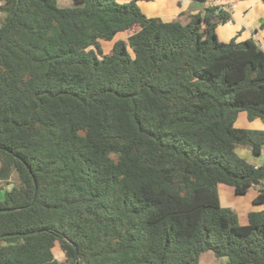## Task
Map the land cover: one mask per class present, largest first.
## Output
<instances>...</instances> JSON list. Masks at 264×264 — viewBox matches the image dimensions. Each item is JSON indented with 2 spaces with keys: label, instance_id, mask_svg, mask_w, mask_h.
Returning <instances> with one entry per match:
<instances>
[{
  "label": "trees",
  "instance_id": "1",
  "mask_svg": "<svg viewBox=\"0 0 264 264\" xmlns=\"http://www.w3.org/2000/svg\"><path fill=\"white\" fill-rule=\"evenodd\" d=\"M71 1L0 0V33L18 4L0 38V264H264V208L240 224L218 192L264 205V164L236 151L259 156L264 128L235 126L264 125V50L218 38L220 4L165 19L153 0Z\"/></svg>",
  "mask_w": 264,
  "mask_h": 264
},
{
  "label": "crops",
  "instance_id": "2",
  "mask_svg": "<svg viewBox=\"0 0 264 264\" xmlns=\"http://www.w3.org/2000/svg\"><path fill=\"white\" fill-rule=\"evenodd\" d=\"M168 2L175 3V11L171 13L168 18L164 17L165 19L173 18L184 10H198L199 8L203 9L206 5L210 4L222 5L223 8L229 11L231 19L228 22L220 24L216 27L218 38L222 41H229L232 38H235L236 41L252 39L260 48L264 50V29L260 28V24L264 22L263 0H216L210 2H195L192 0H169ZM187 7H191V9H187ZM251 124L253 126L256 123L253 122ZM258 128H264V126L262 125ZM238 148L242 147H237V149ZM246 149L249 150L248 148ZM249 152L250 155L247 157L249 158L248 160L256 165H260V163L254 162L255 158H257L258 156L253 155L250 150ZM262 153H264V146L261 149L260 155H262ZM256 194L249 198L243 197V199H236V202H239L241 203L240 205H242L241 208H239L240 212L235 209L241 215V217L245 218L250 211L261 210L264 208V205L254 204L251 201V199Z\"/></svg>",
  "mask_w": 264,
  "mask_h": 264
},
{
  "label": "rangeland",
  "instance_id": "3",
  "mask_svg": "<svg viewBox=\"0 0 264 264\" xmlns=\"http://www.w3.org/2000/svg\"><path fill=\"white\" fill-rule=\"evenodd\" d=\"M168 1L169 0H153V1H149V2L141 1V2H139V5H140L141 10L147 16H156V15L159 16L160 15L163 18L164 17L168 18L170 16V14L175 11V8H174L175 3H169ZM58 3L60 5L67 6V5H71L72 1L71 0H58ZM184 9H186V8H184ZM187 9H191V7H187ZM191 10H193V9H191ZM199 10H201V9L199 8ZM117 38L125 39L124 36H122V34L119 33L111 41L102 42V47H103L105 52L110 50L112 42ZM128 50L131 52V48L129 46H128ZM254 123H256V124H254L252 126V124L247 121L245 113L241 112L239 114L237 121L235 122V126L245 127V128H253V127L258 128V127H261L263 125L262 122L259 120L254 121ZM239 147H241V146H239ZM236 151L240 156L246 158L247 160L249 159L247 157L250 155V152L245 147L238 148V149L236 148ZM254 162L264 164V153H262V155H259L257 158H255ZM11 186H12L11 183L7 184L5 186V189L11 188ZM218 192L220 195L221 205L224 207H229L232 210H234L238 215V221L240 224L247 223V216L244 218V217H241V215L238 213V212H240L239 208H241L242 205H240L241 203L236 202V199L237 198L243 199V197L244 198L252 197L254 194H256L257 188L252 186V187L248 188L247 192L244 195H236L234 193L233 188L230 185L221 183L220 186H218ZM60 250H61V248L59 247L58 244H56L54 246L53 251L59 260H61V257H60L61 251ZM198 264H226V258L222 257V258L216 259L213 257V255L206 253V254H203L201 256Z\"/></svg>",
  "mask_w": 264,
  "mask_h": 264
},
{
  "label": "water",
  "instance_id": "4",
  "mask_svg": "<svg viewBox=\"0 0 264 264\" xmlns=\"http://www.w3.org/2000/svg\"><path fill=\"white\" fill-rule=\"evenodd\" d=\"M17 9H18V4H17V6L15 7V10H14V12H13V14H12L10 20L7 22V24H6V25L4 26V28L2 29V31H1V33H0V38H1L2 34H3V32H4V31L9 27V25L11 24V22H12L14 16H15V13H16ZM5 210H8V209H7V208H6V209H0V211H5ZM33 233H34V232H30L29 234H33ZM7 235H11V234H10V233H8V234H3V236H7ZM75 253H76V255H77V249H76V246H75ZM75 264H76V263H75Z\"/></svg>",
  "mask_w": 264,
  "mask_h": 264
}]
</instances>
